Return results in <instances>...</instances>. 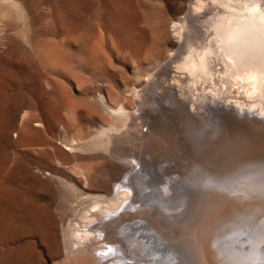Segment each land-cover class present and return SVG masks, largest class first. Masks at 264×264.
I'll list each match as a JSON object with an SVG mask.
<instances>
[{
	"label": "rangeland",
	"instance_id": "rangeland-1",
	"mask_svg": "<svg viewBox=\"0 0 264 264\" xmlns=\"http://www.w3.org/2000/svg\"><path fill=\"white\" fill-rule=\"evenodd\" d=\"M9 1L8 4L11 3ZM195 1H122V4L126 5L124 9L127 10L125 15L120 16L119 23H122L128 32V51L122 47L115 49L108 43L107 28L114 17L111 10L114 9L115 12L110 0H15L11 5L5 4V0L0 3V6L5 4L0 8V11L5 9L0 12V193H3L4 205L8 212L9 220H6V226L10 224L12 227L11 234L5 233V236L2 234L0 237V264H9L11 258L23 256L26 260L30 258L29 261L33 264H64L63 257L67 250L63 247V233L72 226L81 229L88 223L94 230L83 232L90 238L83 241L87 245L81 242L79 247L94 244L93 247L90 246L94 250L100 249L99 246L110 245L104 255L113 249L115 252L112 251V255L119 257L114 264H191L194 253L187 249V245L191 246L188 240L193 230L200 227L205 230L199 243L201 264H238L239 261L235 260L237 254L232 253L233 258L231 255L225 257V254L232 249V245L243 244L244 240L241 239L239 244L237 236H241L245 227L249 229L246 233L249 234L248 239L252 240L253 247V251L248 254H260L262 250L258 246L264 242V228L260 229L264 227V185L259 188L249 186L248 180L252 179H245L244 175L255 166L263 164L264 154L255 157L237 154L229 157L231 152L224 150L220 152L219 160L213 157L209 160L205 159V153L200 150L211 145H200L201 142H196L190 137L192 128L195 135H198L199 131L194 118L202 119L209 125L212 121L215 124L218 118L214 117V121L212 107L220 112V109H217L220 102L207 100L204 103L202 111L205 110L207 118L203 114L204 111H200V117L190 110L177 92L173 93V99H167L157 93V102L143 106L140 115H145L140 124L143 121L141 128L144 133L150 131L149 125L156 124L160 119L166 121L167 127L160 131L155 142L146 141L143 134H140V140L126 136L121 143V147L125 149L131 147L138 150L151 146L154 150L151 152L152 156L145 154V157L153 161L154 165L149 174L140 175L138 172L137 178L143 177L147 184L144 185V192L136 189L139 191L137 197L140 202L133 206L132 210L129 209L133 211L132 214H136L123 225L116 227V234L109 236L112 241L105 240L104 233L98 228L102 222V217H98V214H102L100 206L105 202L101 199H88L84 204H79L76 194L70 189L68 191L58 178L54 177L55 183L51 180L52 185H48L43 181L45 176H41L43 178L40 180L30 171V168L35 172L44 170L46 173L53 170L62 174L59 166L56 168L58 164L55 163L56 169L51 167L53 163L50 157L54 144L62 145L61 139L69 135H81L86 138L90 135L88 138H91L97 133L102 119H106L105 122L112 119L110 109L104 104V95L111 96V104H115L123 96L130 95L132 98L134 85H144L152 75L162 78V73L166 72L169 79L172 77L175 71V55L184 43L175 26L183 24L186 25L187 32H193L196 25L193 24L194 17L191 12ZM13 5H16L15 8L11 7ZM62 8L67 9V13H64ZM120 39L122 40V36ZM96 42L108 58L107 64L99 57H93L92 45ZM46 51L52 53L49 57L51 65L58 62V65L63 64L69 70L64 72L62 66L49 67L48 63L45 66L41 56ZM61 94L68 103H62ZM28 115L38 122H35L34 132L29 131L32 138L26 136L29 132L26 133L21 126L22 118ZM229 121L230 119L227 122ZM231 121L233 122L232 119ZM209 125L206 126L210 127ZM230 125L233 127L234 123ZM239 132L228 133L223 130L219 138H226L235 144L233 136L229 134ZM26 137L30 140L28 138L25 141ZM63 146L66 148L64 144ZM67 151L72 155L77 153L78 159L71 156L74 161L66 166V172L81 185L86 184V178L108 181L107 159L103 156L104 153L70 147H67ZM246 157L247 164L241 167L242 169L230 168V172L225 170L234 165V159ZM128 160L132 161L135 172L140 170V165L131 157H123L120 160L114 158L119 164ZM219 162H224L225 167ZM225 172L227 176L223 178L222 174ZM208 175L212 176L211 179ZM222 180H234L231 186L236 183L241 189L247 186L250 191H258L259 195L261 193L259 200H253L249 204L248 201L247 204L241 203L238 193H244V190L232 192L225 187L224 189L221 187ZM167 183L170 184L166 185ZM162 195L172 198L166 202L162 200ZM119 212L122 216L126 215L123 209ZM156 214L157 217L161 215L164 218H180L181 225H176L164 233V230L155 228L152 224L156 221ZM182 229L187 231L181 233ZM130 230L135 231L134 234ZM145 234H149L147 240L153 243L145 246L150 256L136 257L134 260L129 258L130 241L132 243L133 239ZM207 236L211 239L206 253L204 246L207 243L205 240L209 238ZM124 237H128L127 240ZM115 238H118L123 246L115 242L118 241ZM113 242L118 244V248L121 247V251L112 246ZM74 245L71 254L78 250L77 243ZM145 249L139 254H144ZM98 252L92 251L96 256H99ZM263 261L260 259L261 264H264ZM250 264L257 263L252 260Z\"/></svg>",
	"mask_w": 264,
	"mask_h": 264
},
{
	"label": "bare ground",
	"instance_id": "bare-ground-1",
	"mask_svg": "<svg viewBox=\"0 0 264 264\" xmlns=\"http://www.w3.org/2000/svg\"><path fill=\"white\" fill-rule=\"evenodd\" d=\"M4 1L5 0H0V3ZM6 1L7 3L5 4H8L9 0ZM111 1L115 8V12H113L114 9L111 10L114 14V17L112 18L113 21H110L111 23H109L110 25L108 24L107 28L108 43L110 47H115V49L122 47L123 50L124 48H126L125 50H127V44L130 43V39L128 38L129 36L127 35L128 32H126L127 30H125L123 24L119 23L120 16L125 15V10H127L126 8L124 9L126 5L124 2V4H122V1L124 0H110V2ZM13 2H15V0H12V2L8 5L13 4ZM194 4L195 6L192 8L191 13L194 17L193 24H195L196 26L193 28V32H187V27H185L186 25L184 26L183 24H176L175 26V29L177 30L176 32L179 34V36L182 35L181 38L184 39V43L181 50L178 52V54L175 55V71L172 77L169 79L166 76V72L162 73V78H159V76L157 75H152L144 85H134L132 90V98H130V95L123 96L115 104H111V96L104 95L102 98L105 106L110 109V115L112 119L109 117L110 120H107L105 122L106 119L101 118L103 121L101 120V125L99 126L98 130H96L97 133L94 134V136H92L91 138H88V136L90 135L87 136L88 139L85 136H77L76 134L75 135L77 137H72L71 135H69V137L64 136L63 139H61L62 145L56 142L60 146L54 144V149L52 147H49L54 150L53 153L51 152L52 154L50 157L53 163L51 167L54 166L55 168V165L58 164L56 165V168L57 166H59L58 169L62 171V174H58V172H54L53 170L46 173L47 171L44 172V170L41 171L38 169L39 171L37 170L38 172H35L30 168L31 174L35 178L41 180L43 178L41 176H45V179L43 181H45L48 185H52V183H55L53 181L54 177L58 178L63 183V185L68 188V191L70 189L71 191H73V193L76 194L75 197H77V199H75L79 204H84V202H86L88 199H101L103 203L105 202L104 204H101V206L99 205L102 214H98V217H102V219L100 218V220L102 221H100L101 226H98V228H100V232L104 233L105 240L107 239L108 241H112L109 240V236L112 235V233L114 235L116 227L123 225V223L128 219L135 216L136 213L132 214L133 211H129V209L132 210L133 206L140 202V199L137 197L139 191H137L136 189L138 188L143 191L144 185L147 184V181L144 180L140 175H142V173L149 174L154 165L153 161H149L145 157V154H149L150 156H152L151 152L153 149L151 146H144L141 147L142 150H135V147V149L131 147H127L125 149V147H121V143L124 141V138L126 136H132L134 139L140 140V134H143V137L146 138V141L153 142L154 140L155 142V138L159 135L160 131L163 130V128L167 127L166 121L160 119L156 124L152 123L151 125H149V132L144 133L141 128L143 121L141 124L140 122L141 120H143V116L145 114L143 113V115H140V112L143 110V106H145L146 104L158 101L157 93H159V95H164L167 99H173L175 96L173 93L177 92L178 96L188 105L189 108H191L190 110H193L195 113L199 114L200 117L202 116V113H200V111L204 109V103L207 100L221 103L219 104L220 107L217 108L220 109V112H217L215 108L213 109L214 106L212 107L213 118H218H214V121L216 119L215 124H213L212 121L210 123L211 125H209V123L207 124L203 122L202 119L194 118L195 124L198 126L197 130L199 131H197L198 135H195V133H192V128L190 137H192V139L196 142H201L200 145H211L208 148L204 147L200 150L201 152H203V154L205 153V159L211 160L213 157L219 160V154L224 150H229L231 152L229 157H234L237 154H243L244 156L248 157H255L264 154V0H196ZM2 5L0 6V8H3ZM14 6L16 5H13L11 7ZM3 10L1 11L3 12ZM61 10L64 13H67V9L62 8ZM120 36H122V40L120 39ZM98 44L96 42L92 45V55L93 57H99L104 64H107L108 58L105 57V55L103 54L104 52H101ZM48 52H43L44 54L41 56L42 62L45 63V66L48 63V65L50 64L49 67L56 66L59 68L60 65H58V62L56 61V65H51L52 62L50 61L51 58L49 57L52 53L49 54L50 52ZM61 66L62 69L64 68V72H66L67 66L65 67L63 64H61ZM68 70L69 69H67V71ZM138 86H140V88ZM61 95L63 96V94ZM63 97L62 103H68V100L65 99V96ZM161 108L162 107H160V110ZM73 110L70 111L73 112ZM203 111V114L205 116V110ZM230 112L240 115L242 123L232 122L231 118H229L228 116V113ZM227 116L228 119H230L229 123L227 122ZM31 117L30 115H28L21 120V126L24 130H26V133L30 130L33 131L35 122H37V120H33ZM233 123L234 125L232 126L234 128L230 125ZM206 125H209L210 127ZM223 130L228 133L240 131L239 133L234 135L229 134L230 136H233L235 144L231 143L226 138H219V135L222 134ZM27 134L26 136H31L30 138H32V133L29 132ZM64 134L66 135L65 132ZM28 138L26 137L25 141H27ZM63 144L66 146V148L63 146ZM61 146H63L64 148ZM67 147H70L71 149L78 148L86 151H97L99 153L102 152V154L104 153L103 156L107 159L106 170L109 175V179H107L108 181L106 182V180H101L99 178H86V184L84 186L81 185L72 175L66 172V166H69L74 161L72 160V158L74 157L71 156H75V158L77 156V153H73L74 155L68 153ZM115 157L119 158V160L120 158L123 159V157L124 159L131 157L132 160H135L136 163L140 165V170L135 172L134 165L130 160L126 161L123 164L117 163L116 161H114ZM248 157L234 159L232 161L234 165L232 167L225 168V170H228L230 172V168L235 170L245 166V164H247ZM76 159H78V157ZM77 162L75 165L78 168ZM219 163H222V167H225L224 162ZM79 167L82 168L83 166L79 165ZM81 170L83 171V169ZM138 172L141 173L139 175V178H137ZM225 174L226 172L222 174L223 178H226L227 175ZM245 174V179H252L248 180L249 186H253L254 188L261 187L260 185H264V162L261 165L255 166L253 170L247 171ZM229 175L231 176L230 173ZM211 177L212 176L208 175L209 179H211ZM233 182L234 180H222L221 187H225L227 190H230L232 192L244 190V193H238V198L241 199V203L247 204L248 201L249 204L253 200H259L258 196H260L261 193L259 195L258 191H250L247 186L241 189L236 183L231 186ZM168 184L170 183H167L166 185ZM199 185L204 188V186L200 182ZM170 188L173 190L171 186ZM0 192L2 191L0 190ZM175 192L173 193L174 195L176 194ZM162 196V200L166 202L169 201V198H172L168 197V195ZM4 199L5 198L3 196V193H0V237L2 234L4 235L5 233H10L12 229L9 223L8 224L11 228L9 227V225L6 226L8 212L7 208L4 205ZM122 209L123 211H126L125 216H122V214L119 212ZM87 213L85 217H87ZM155 220V222L151 221L152 224L155 225V228L164 230V233L165 231L167 232L169 231V229L176 227V225H181L179 221L180 218H164L161 215L157 217L156 214ZM238 223L241 224V222ZM31 226H33V223L31 224ZM83 226L84 227H82L81 229H79V227L72 226L68 228V230L66 229V232L63 233V247L67 250L66 255L63 257L64 264H110V262H113L114 264L115 260L119 257L117 255H112V251L113 253L115 252L113 249H111L112 251H109L111 254L107 252L108 254L104 255L106 254V248L108 250L110 245L109 247L99 246L100 249H94L96 253L97 251L100 252H98L99 256H96L94 255V253H92V251L95 252L91 248L94 244L90 245L89 243L91 247H79L80 244H82L81 242H83L85 239L90 238L88 234H85L86 232L83 233L84 231L91 229L90 223ZM123 228L122 230L125 229ZM262 228L264 227H261L260 229L262 230ZM92 229L94 230V228ZM184 231H187V229H182L180 232L182 233ZM131 232L134 234L135 231L132 230ZM202 232L205 233V230H203V227H200L199 229L197 228L196 230H193V234L191 233V235L189 236L188 242H190L191 246L189 247V245H187V249L189 250V252L194 253L193 259L191 258V264H201L200 262L202 256L201 246L199 243L203 238ZM211 233H209V236H211ZM122 235L124 236V233ZM240 235V237L239 235L237 236V240H239V242L241 241V239L244 240L242 242L243 244L240 246L237 244H235L234 246L232 245V249L226 252L225 257H228L233 253V255L237 254L235 260L239 261L238 264H250L252 260L257 264H261L260 259L264 260V242H262L258 246L262 250L259 252L260 254H248L253 251V247H251L252 240L248 239L249 234L247 233ZM149 237V234H145V236L140 235L138 238L133 239L132 243L129 240L131 245V256L129 258L135 259L136 257L138 258L143 256L147 258L150 256V254H148V251L145 249V246L153 244L150 240H147V238L149 239ZM211 237L205 240L207 241L206 246H204L207 249L206 251L204 250L206 253L208 252V243ZM129 238L132 239L131 236H129ZM115 240H118V238H115ZM115 242L120 243L119 240ZM75 243H77L76 248L78 250H76L74 254H71L72 249L75 247ZM120 244L122 245L123 243ZM239 244H241V242ZM84 245L87 244L85 243ZM117 245L118 244H115L114 242L112 243V246H115V248H121H118ZM144 249L145 253L142 255L139 254V252ZM119 256L123 259V256H121V254ZM23 257H10L11 259L9 264H33L29 261L30 258L29 260H26ZM231 258H233L232 255ZM143 260V262H145V259Z\"/></svg>",
	"mask_w": 264,
	"mask_h": 264
},
{
	"label": "water",
	"instance_id": "water-1",
	"mask_svg": "<svg viewBox=\"0 0 264 264\" xmlns=\"http://www.w3.org/2000/svg\"><path fill=\"white\" fill-rule=\"evenodd\" d=\"M230 109V108H229ZM228 115H229V117L233 120V122H238V123H242V119H241V116H239L238 114H236V113H228ZM248 230L249 229H247V227H245V231L242 233V234H244V233H246V232H248Z\"/></svg>",
	"mask_w": 264,
	"mask_h": 264
}]
</instances>
